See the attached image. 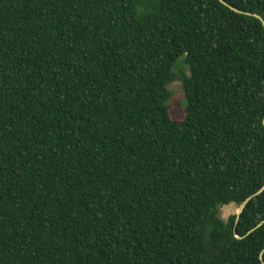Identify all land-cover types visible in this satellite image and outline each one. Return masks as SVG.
<instances>
[{
    "label": "trees",
    "instance_id": "trees-1",
    "mask_svg": "<svg viewBox=\"0 0 264 264\" xmlns=\"http://www.w3.org/2000/svg\"><path fill=\"white\" fill-rule=\"evenodd\" d=\"M224 1L264 19V0ZM263 188L259 19L0 0V264H263Z\"/></svg>",
    "mask_w": 264,
    "mask_h": 264
},
{
    "label": "rangeland",
    "instance_id": "rangeland-1",
    "mask_svg": "<svg viewBox=\"0 0 264 264\" xmlns=\"http://www.w3.org/2000/svg\"><path fill=\"white\" fill-rule=\"evenodd\" d=\"M171 91L173 92V100L174 101H182L183 99V93L181 90L180 83H174L171 85ZM171 116L175 120H182L185 117V113L183 110L177 106L173 107L171 109ZM239 212V209L236 204L231 203L229 205H226L222 208L221 215L225 220H228V218L232 215H235Z\"/></svg>",
    "mask_w": 264,
    "mask_h": 264
},
{
    "label": "water",
    "instance_id": "water-1",
    "mask_svg": "<svg viewBox=\"0 0 264 264\" xmlns=\"http://www.w3.org/2000/svg\"><path fill=\"white\" fill-rule=\"evenodd\" d=\"M221 2H222L223 4H225V5H227L228 7H230V8H231L233 11H235V12L243 13V14H246V15H249V16H254V17H256V18L259 19V20L263 23V25H264V19H263L260 15H257V14H251V13H247V12H240L238 9H236V8L230 6L229 4H227L224 0H221ZM263 190H264V188L261 189L256 195H259L260 193H262ZM248 201H249V200H247V201H246V202H245V203L239 208V212L237 213V218H238V219H239L241 213L243 212V209L245 208V205H246V203H247ZM263 264H264V261H263Z\"/></svg>",
    "mask_w": 264,
    "mask_h": 264
}]
</instances>
